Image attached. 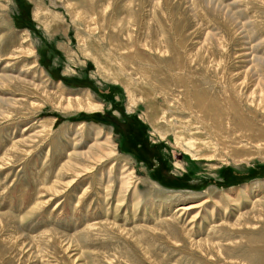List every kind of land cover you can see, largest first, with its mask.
<instances>
[{
  "label": "rangeland",
  "instance_id": "rangeland-1",
  "mask_svg": "<svg viewBox=\"0 0 264 264\" xmlns=\"http://www.w3.org/2000/svg\"><path fill=\"white\" fill-rule=\"evenodd\" d=\"M174 59L189 96L264 120V0H0V264H264V152L189 125L183 86L180 136L140 116L134 70L168 85Z\"/></svg>",
  "mask_w": 264,
  "mask_h": 264
},
{
  "label": "bare ground",
  "instance_id": "bare-ground-1",
  "mask_svg": "<svg viewBox=\"0 0 264 264\" xmlns=\"http://www.w3.org/2000/svg\"><path fill=\"white\" fill-rule=\"evenodd\" d=\"M41 12L43 13L44 9H42ZM94 17L95 19L89 21L92 27L91 30L92 32L98 30L100 33L102 26L99 23L103 18L102 12L100 11V13L96 14ZM111 36L113 35L108 36V44L109 49L116 54L114 59H116L118 63L119 76L121 77V75L125 73L129 75V71L126 70V65L128 63L132 64L134 60L140 58V53L135 49L137 46L130 45L128 41H126L127 44L125 43L123 46L118 44L114 45ZM138 45L141 46L140 43H138ZM152 49L159 51V53L161 50L159 46H157V48L152 47ZM174 60L175 62L170 64L167 68V75L170 76L169 79L171 81V84L168 85H164L163 81L158 80L157 77L161 75L157 76L154 74L155 76H153V71H151L150 68L146 67L140 68L138 71L134 70V74L139 76L138 81L140 83L145 82L149 84L153 90V92L144 91L140 94V102L144 104V109L140 116L153 129L155 136H157L159 140H163L166 138L167 134L172 131L175 136H180V127L176 126V124L174 125L173 121L165 122V119H168L170 116L166 114L164 106L166 105L165 97L169 95H173L178 104L183 106L182 101L177 97L178 94L174 95V91L172 90V88L183 86V93L186 97L184 106H186L193 116V120L190 121L189 125H201L204 129H208L214 137L217 138V142L221 146V149H226L227 144L232 146L248 141L250 144H253V147L264 152V120L258 123L255 121V118L249 119V116H245V114L241 113L231 102H225L223 100L216 101L203 93L198 94L194 88L192 89L194 90L192 91L193 94L189 96L190 93L186 85L182 82L183 77L181 78L180 74L182 64L178 63L176 59ZM164 77H166V75ZM126 89L128 90V86H126ZM178 91L181 92V90ZM159 94L162 95L163 98L162 103L160 102L158 104L157 96ZM136 102L133 96H128V109H132ZM68 103L71 104L72 101H68ZM76 104L80 108V112L98 111L101 108L100 105L92 102L84 104L78 100ZM52 122L51 120L49 123H46V126H50ZM242 149L246 150L248 148L242 147ZM214 153L213 151V155L197 158L196 160L205 159L206 161H210L213 159Z\"/></svg>",
  "mask_w": 264,
  "mask_h": 264
}]
</instances>
